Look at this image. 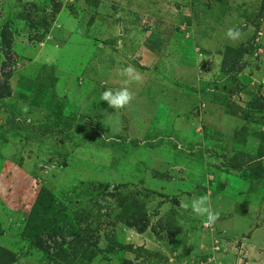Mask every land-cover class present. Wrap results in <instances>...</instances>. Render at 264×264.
Wrapping results in <instances>:
<instances>
[{
  "label": "rangeland",
  "instance_id": "rangeland-1",
  "mask_svg": "<svg viewBox=\"0 0 264 264\" xmlns=\"http://www.w3.org/2000/svg\"><path fill=\"white\" fill-rule=\"evenodd\" d=\"M0 263L264 264V0H0Z\"/></svg>",
  "mask_w": 264,
  "mask_h": 264
},
{
  "label": "clouds",
  "instance_id": "clouds-1",
  "mask_svg": "<svg viewBox=\"0 0 264 264\" xmlns=\"http://www.w3.org/2000/svg\"><path fill=\"white\" fill-rule=\"evenodd\" d=\"M228 39L236 41L241 37V31L237 27L229 28L226 32ZM117 75L122 78L121 86L118 88H107L101 94L100 100L106 101L110 108L120 110L128 106L134 99L135 93L131 90L130 85L142 84L144 77L133 65L121 67L117 70ZM26 111V108H25ZM180 206L185 210L191 209L197 217L205 218L204 227H210L219 219V212L211 208L209 196L201 195L192 198L190 201L181 200Z\"/></svg>",
  "mask_w": 264,
  "mask_h": 264
},
{
  "label": "trees",
  "instance_id": "trees-1",
  "mask_svg": "<svg viewBox=\"0 0 264 264\" xmlns=\"http://www.w3.org/2000/svg\"><path fill=\"white\" fill-rule=\"evenodd\" d=\"M1 264V263H0Z\"/></svg>",
  "mask_w": 264,
  "mask_h": 264
}]
</instances>
